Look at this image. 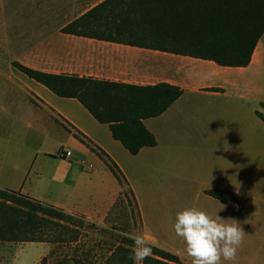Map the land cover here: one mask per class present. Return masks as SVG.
<instances>
[{
	"label": "crops",
	"instance_id": "0c3cea01",
	"mask_svg": "<svg viewBox=\"0 0 264 264\" xmlns=\"http://www.w3.org/2000/svg\"><path fill=\"white\" fill-rule=\"evenodd\" d=\"M101 1H39L34 2L33 11L27 9L31 6L28 1H19L22 9L18 35H11L3 26L0 188L21 190L102 223L121 186L94 150L99 148L129 181L140 208V232L155 245L178 254L185 264H191L182 238L163 218L162 191L180 190L190 197L196 194L201 200L198 208L213 216L219 211L221 218L228 219L226 223L237 220L243 231L248 215L264 217V193H249L251 183L264 179L263 174H257L264 162L244 158L236 162H205L200 157L202 152L238 151L244 156L264 151V120L257 114L259 111L264 115V34L247 66H223L207 59L61 31ZM40 5L50 9L43 13ZM14 61L50 73L130 84L167 82L180 86L183 93L161 115L144 120L157 144L131 154L113 138L108 124L98 122L76 98L58 96L19 70ZM63 149L71 154L65 157ZM53 160L67 164V171L50 169ZM93 162L94 166L106 165L115 180L102 179ZM57 183L68 190L63 201L59 199L60 192L57 197L46 194L47 190L55 191ZM211 188L233 192L243 208L239 210L206 193ZM246 238L244 233L243 240ZM15 251L5 256L12 264Z\"/></svg>",
	"mask_w": 264,
	"mask_h": 264
},
{
	"label": "trees",
	"instance_id": "16d2710c",
	"mask_svg": "<svg viewBox=\"0 0 264 264\" xmlns=\"http://www.w3.org/2000/svg\"><path fill=\"white\" fill-rule=\"evenodd\" d=\"M62 32L207 59L223 66H247L264 34V0H102L66 24ZM22 72L61 97L76 98L113 138L131 153L157 144L144 123L165 112L183 93L167 82L138 85L75 74L50 73L14 61ZM264 120V115L257 111ZM121 189L106 215L108 226L23 193L0 188V241L44 242L49 251L40 264H132L127 238L140 232L136 196L119 166L94 149ZM206 193L243 208L236 195L221 188ZM100 239H87L88 231ZM87 239V240H86ZM143 264H183L161 246Z\"/></svg>",
	"mask_w": 264,
	"mask_h": 264
},
{
	"label": "rangeland",
	"instance_id": "374dc122",
	"mask_svg": "<svg viewBox=\"0 0 264 264\" xmlns=\"http://www.w3.org/2000/svg\"><path fill=\"white\" fill-rule=\"evenodd\" d=\"M19 1H28L31 6L27 7V9H31L33 11L35 5L34 2H44L50 0H0V35L3 32V26H6L11 35H18V31L21 28L19 11L22 9L18 6ZM38 8L43 11V13L50 9L48 5H40ZM240 153L241 152L238 151L212 152L208 154L202 152L200 157L205 162L210 160L215 162H236L243 158L250 162H257L258 160H260V162H264V151H257V153L248 152L244 156ZM50 165V169L55 170L57 168L58 171L62 173L66 172L68 168L67 164H63L58 160L51 161ZM92 165L99 171L98 174H100L102 179L106 181H108L109 178L115 180V177L106 165L104 166L100 163V165L95 164L96 166H94V162ZM257 174H263L264 177V168L257 172ZM54 187H56L55 191L47 190L46 194L57 197L58 192H60L62 195L59 199L60 201H63L65 199V194L68 193V190H66L61 183H57ZM253 191L264 193V179L260 180L258 183H251L249 193H252ZM198 205H201V200L197 198L196 194L192 197L184 196L180 190L162 191L161 193L160 209L162 211L163 218H165V220L170 224L174 223L175 215L178 211L187 206L198 207ZM247 220L248 225L247 227H244V233L247 234V238L242 240L236 258L225 264H264V228L260 227V224L264 225V217L256 218L248 215ZM101 222L102 223H100V225H110L108 221L103 220ZM134 232H137V230ZM86 235H88L87 239L89 240L100 239V237H103L100 233L92 230L86 232ZM47 246L48 244L46 243H0V264H12L5 259V256L8 252H14L16 247L18 248L14 253V264H39L40 257L48 251ZM182 261L183 264H185L183 259Z\"/></svg>",
	"mask_w": 264,
	"mask_h": 264
},
{
	"label": "clouds",
	"instance_id": "9594fccd",
	"mask_svg": "<svg viewBox=\"0 0 264 264\" xmlns=\"http://www.w3.org/2000/svg\"><path fill=\"white\" fill-rule=\"evenodd\" d=\"M219 212V211H218ZM215 216L198 207L187 206L178 211L172 225L177 237L182 238L184 253L191 258V264H221L233 261L243 240L244 231L237 220ZM132 241L129 259L132 264H143L151 257L154 241L142 232L127 236Z\"/></svg>",
	"mask_w": 264,
	"mask_h": 264
},
{
	"label": "built area",
	"instance_id": "2783aa9c",
	"mask_svg": "<svg viewBox=\"0 0 264 264\" xmlns=\"http://www.w3.org/2000/svg\"><path fill=\"white\" fill-rule=\"evenodd\" d=\"M61 153L66 157V156H69L71 154V152L69 150H62Z\"/></svg>",
	"mask_w": 264,
	"mask_h": 264
}]
</instances>
